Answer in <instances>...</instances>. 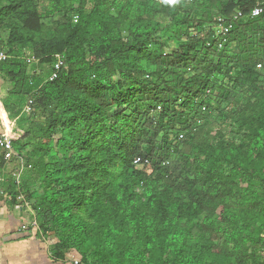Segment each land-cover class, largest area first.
<instances>
[{"label": "trees", "instance_id": "1", "mask_svg": "<svg viewBox=\"0 0 264 264\" xmlns=\"http://www.w3.org/2000/svg\"><path fill=\"white\" fill-rule=\"evenodd\" d=\"M0 50L53 261L264 264V0H0Z\"/></svg>", "mask_w": 264, "mask_h": 264}, {"label": "crops", "instance_id": "2", "mask_svg": "<svg viewBox=\"0 0 264 264\" xmlns=\"http://www.w3.org/2000/svg\"><path fill=\"white\" fill-rule=\"evenodd\" d=\"M5 118L7 119V117ZM2 132H5V128L0 126V134ZM1 175L0 180L2 179ZM4 195L5 193H2L0 196V199L4 200L5 202L3 204L0 202V210L2 212L0 216V264L71 263L69 259L67 260V257L63 261H53L49 255L47 243L44 244V242L42 243V241L36 237L28 235L29 233L26 231V229H18L19 225H16L18 221L17 216L21 217V215L16 209H20L19 207H16V205L13 207L8 206L6 201L8 197Z\"/></svg>", "mask_w": 264, "mask_h": 264}, {"label": "rangeland", "instance_id": "3", "mask_svg": "<svg viewBox=\"0 0 264 264\" xmlns=\"http://www.w3.org/2000/svg\"><path fill=\"white\" fill-rule=\"evenodd\" d=\"M40 68H41V66L39 65V63H37L33 59L30 61L29 71L38 70ZM5 117H7V119ZM0 126H2V128H5V132L6 131L12 132L14 137H18L20 135V133H21V129H19L18 123H16L15 119H11L10 117H8L7 112L5 111L3 105L1 104V101H0ZM26 170H28V168L25 169V170H21L20 173H16V176L14 175L15 179L16 180H20V179L22 180V179H26V177H29V175H32V174L29 173V171L27 172ZM1 195H2V193L0 192V196ZM4 196L8 197L6 195V193H5ZM7 200H8V198L6 199V201ZM0 202H1V204L5 203L4 200H1V199H0ZM17 202L18 203L16 204V207H19L20 210H18V208L16 210L19 211L21 217L17 216L18 217V221H17L16 225L17 224L19 225L18 229H20V230H24L27 227H29L28 229L31 230L32 226H36V222H34L32 224V222L35 221V220H34V217H33L34 216V211L30 207V202L27 203L26 197L22 193L18 197ZM49 239H46V242H44V244H46V243L50 244L51 243V241H50L51 239L50 240ZM68 259L71 262L69 264H72V263L75 264L74 263L75 260H79V262H80V256L75 251H73L71 254H69L67 256V260Z\"/></svg>", "mask_w": 264, "mask_h": 264}, {"label": "built area", "instance_id": "4", "mask_svg": "<svg viewBox=\"0 0 264 264\" xmlns=\"http://www.w3.org/2000/svg\"><path fill=\"white\" fill-rule=\"evenodd\" d=\"M263 8L261 6H256L252 9L251 11V15L252 16H257L262 12ZM239 16H241V13L238 12L236 14L233 15V19L235 20L237 19ZM219 22H223V18L219 17L218 18ZM232 25V21L230 20L227 24L224 25L223 27V32L227 33V31L231 28ZM7 58V54L3 51L0 50V61H3ZM33 59V58H31ZM63 64V60L61 56H57V60L54 63V70L51 73L49 79H52L54 77H56L57 75V71L60 69V67ZM31 103V100L28 101V105L24 108L25 111H29V104ZM7 132V133H6ZM0 134V149L2 150V155H3V159L4 160H11L14 156H15V151L13 149V143H12V139L15 138L14 135L12 134V132L6 131ZM140 158H136L135 162H139ZM16 173H20L19 172H14L13 175L16 176ZM1 210H0V216H1ZM35 221L32 222V224ZM75 264L79 263V260H75L74 261Z\"/></svg>", "mask_w": 264, "mask_h": 264}, {"label": "clouds", "instance_id": "5", "mask_svg": "<svg viewBox=\"0 0 264 264\" xmlns=\"http://www.w3.org/2000/svg\"><path fill=\"white\" fill-rule=\"evenodd\" d=\"M137 158H140V157H137ZM135 160H136V158H135ZM135 160H134V162H135ZM135 163H137V162H135Z\"/></svg>", "mask_w": 264, "mask_h": 264}]
</instances>
